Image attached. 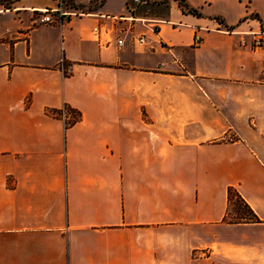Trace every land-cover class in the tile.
<instances>
[{"label":"crops","instance_id":"1","mask_svg":"<svg viewBox=\"0 0 264 264\" xmlns=\"http://www.w3.org/2000/svg\"><path fill=\"white\" fill-rule=\"evenodd\" d=\"M185 2L0 0V264H264V0Z\"/></svg>","mask_w":264,"mask_h":264},{"label":"built area","instance_id":"2","mask_svg":"<svg viewBox=\"0 0 264 264\" xmlns=\"http://www.w3.org/2000/svg\"><path fill=\"white\" fill-rule=\"evenodd\" d=\"M65 1L66 0H59V6L56 7L55 9H51V10H46L44 13V15L40 18L41 22H51L52 18H53V14H56L57 17L59 18H63L65 16H68L70 14L73 15H82L83 11L81 9H77L72 13H66L63 11L62 6L65 5ZM133 2L135 4H142L144 3V0H133ZM94 33L96 34L98 32V28L94 27L93 28ZM137 40L139 42H143V38L142 37H138ZM201 39L198 35H195L193 38V44L194 45H198L200 43ZM117 43L120 45L122 44V39L118 40ZM254 45L255 46H260L263 43V39H255L254 40ZM60 68L62 73L67 74V69L65 67V64L63 61L60 62ZM58 116L64 121V122H69L72 120V117L69 115V109L68 107H66L65 105L62 106L59 111H58Z\"/></svg>","mask_w":264,"mask_h":264},{"label":"trees","instance_id":"3","mask_svg":"<svg viewBox=\"0 0 264 264\" xmlns=\"http://www.w3.org/2000/svg\"><path fill=\"white\" fill-rule=\"evenodd\" d=\"M102 1V0H101ZM180 6H181V9L182 11L186 12V13H191V14H194V15H200V13L198 12L197 9L189 6L185 0H178ZM77 9H81V10H84V7L82 6H76ZM70 110V109H69ZM70 113H72V120L76 118V112L73 111V110H70ZM235 196L236 199H238L240 202L243 203V206L248 210V212L250 213V216H244V213H242L240 211L239 208H233V219H231L230 221L231 222H234V223H245V222H260V220L258 219V217L256 216V214L253 212V210L249 207V205L246 204V202L240 197V195L232 188H229L228 189V201H229V204L231 202V199L232 197ZM229 213V211H228Z\"/></svg>","mask_w":264,"mask_h":264},{"label":"rangeland","instance_id":"4","mask_svg":"<svg viewBox=\"0 0 264 264\" xmlns=\"http://www.w3.org/2000/svg\"><path fill=\"white\" fill-rule=\"evenodd\" d=\"M78 116L76 115V118H77ZM239 208L240 209V211L242 212V213H244V216L246 217H248V216H250V213L248 212V210L243 206V203L242 202H240L238 199H236L235 198V196H233L232 197V199H231V202H230V204L228 205V211H229V213H228V217L230 218V219H233V208Z\"/></svg>","mask_w":264,"mask_h":264}]
</instances>
